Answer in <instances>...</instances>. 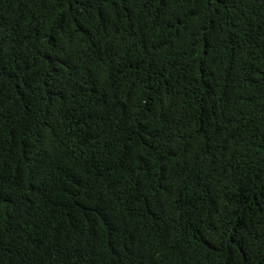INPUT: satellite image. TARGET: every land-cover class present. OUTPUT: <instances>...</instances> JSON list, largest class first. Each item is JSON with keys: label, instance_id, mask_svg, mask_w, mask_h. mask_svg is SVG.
Here are the masks:
<instances>
[{"label": "trees", "instance_id": "trees-1", "mask_svg": "<svg viewBox=\"0 0 264 264\" xmlns=\"http://www.w3.org/2000/svg\"><path fill=\"white\" fill-rule=\"evenodd\" d=\"M0 264H264V0H0Z\"/></svg>", "mask_w": 264, "mask_h": 264}]
</instances>
